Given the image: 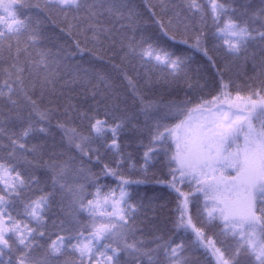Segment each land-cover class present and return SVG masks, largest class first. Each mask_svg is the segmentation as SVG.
<instances>
[{"label":"snow or ice","instance_id":"1","mask_svg":"<svg viewBox=\"0 0 264 264\" xmlns=\"http://www.w3.org/2000/svg\"><path fill=\"white\" fill-rule=\"evenodd\" d=\"M31 6L25 0H0V264H145V258L147 264H192L182 240L154 235L149 244L137 238V215L144 205L132 201L129 189L148 183L174 194V228L191 231L206 264H264V0L258 10L228 0L147 3L163 42L139 28L140 14L126 4L46 0L42 11L53 24L54 15L64 21L62 32L84 36L83 45L75 39V50L46 47L40 21L32 24L21 13ZM105 13L110 24L101 19ZM238 14L259 21V27ZM209 19L213 47L225 58L222 67L206 44ZM167 41L201 52L216 77L201 82L198 69L193 83L187 71L192 58L170 51ZM257 41L258 57L249 54V45ZM85 52L100 61L118 59L113 67L127 81L132 103L143 116V125L134 127L147 133L148 143L143 164L131 166L135 176L122 168L119 134L130 121L126 113L117 114L114 85L97 73L105 88L92 92L93 106L61 102L64 87L90 82L89 70L77 69L62 88L56 87L62 66ZM241 59L245 65L251 61L252 75L245 73L243 80L226 76L230 62ZM157 74L180 90L183 77L188 87L183 98L150 99L147 90L159 82L153 79ZM77 120L86 121L87 129H79ZM53 128L62 132L67 150L44 161ZM101 142L112 163L103 162L100 149L92 147ZM93 155L102 164L99 174L83 166V158L91 161ZM157 160L166 171L150 178ZM39 168L50 175L42 178ZM100 175L112 177L116 186L101 184ZM66 193L71 196L70 226L61 221L50 234L48 214L58 198L63 205Z\"/></svg>","mask_w":264,"mask_h":264},{"label":"trees","instance_id":"2","mask_svg":"<svg viewBox=\"0 0 264 264\" xmlns=\"http://www.w3.org/2000/svg\"><path fill=\"white\" fill-rule=\"evenodd\" d=\"M46 0H25V3L32 5L31 7L21 9L23 17H31V23L35 24L36 21H40V27L45 36L43 44L55 50L59 46H65L72 50H75V39H79L83 45L84 36L79 35L74 36L68 35V33L62 32L60 29L64 27V21L62 18L56 17L53 15V18L56 19V24H53L52 21L48 18L49 13L42 11L43 5ZM89 3L93 0H88ZM105 3H117V4H126L129 8H133L136 12L140 14L139 17V28L146 31L147 33L159 36L163 42V38L159 32L157 25L152 23L151 14L148 12L146 4H159L160 0H104ZM176 3L181 2V0H175ZM206 2V0H203ZM229 3H235L238 5H249L252 10H258L261 6V0H228ZM39 5L40 7H36ZM159 13V8L155 9ZM241 20L248 19V22L252 27H259V21H252L246 16L240 15ZM101 19L105 23H111V20L108 18L107 13ZM59 25V27L57 26ZM198 26V25H197ZM119 28V24L116 25ZM214 26L212 25L211 20L209 19L206 23L205 33H206V44L209 49V53L213 55L217 61V64L221 67L225 64V58L222 54H218L217 50L213 47V33ZM90 36V33H89ZM75 37V38H74ZM167 46L170 51H174L180 54H186L190 56L191 62L187 69L190 80L194 83L197 79V70L199 69V76L201 82L205 79H211L216 77V69L211 67L207 58L201 53L193 49L188 48L185 45L178 44L173 45L171 41H167ZM91 40L88 41V46L91 47ZM261 45L259 42H253L249 45V54L255 52L257 57L260 53ZM113 63H119L118 59ZM113 63H110L108 60L100 61L94 58L90 53L85 52L82 56L77 55L75 57L69 58V62L66 67L62 66L61 68V82L56 84L57 89L62 88L64 80H71L73 78V73L77 69H88L87 81H77L76 83L70 84L67 87H64V96L61 97V102L63 103L66 100H70L73 104L88 109L90 106H93L92 101V92L93 91H103L105 85L103 82L97 79V73L104 76L107 81L114 85V90L119 94V103L121 113H126L129 117L128 125L120 132L119 134V144L121 150L125 157V163L122 165L123 170L127 172H132L135 176L136 173L132 171L131 166L136 165V168L139 169L140 165L143 164V152L145 151V145L148 143V135L144 133L141 135L139 131L136 130L134 125H143V116H140L138 113L137 107L132 103L130 90L127 86V81H125L119 73V70L113 67ZM231 70L226 72V76H231L233 79L243 80L245 73L248 76L252 75L251 61L245 65L243 59L235 61L234 63L230 62ZM129 74L134 77V73L131 69H128ZM80 75L83 76L84 73L81 71ZM154 81L158 80V83H154L151 89L147 90V94L150 99L160 100L161 98H176L177 95L180 98H183L184 92L188 91L187 84L183 82V77H181V89H176L173 86H170L166 81H164L159 74L153 77ZM142 84V81H141ZM95 86V87H94ZM100 116L103 118V109L100 110ZM138 117V118H136ZM75 125L82 130L87 129V122L81 123L79 120L75 122ZM54 138H46V143L44 144V155L43 160L46 161L49 157L55 152L59 154L61 151L67 150L66 141H61L62 132L58 129L53 128ZM111 133H109V136ZM110 144V140H109ZM93 148L100 149V157L105 163H112V155L109 152L108 146L104 145L103 142L100 144L92 145ZM75 153V150L73 149ZM77 155L76 165L79 166L80 159L79 154ZM128 154H131V159H128ZM84 167L89 169L91 173L99 174L102 168V164L98 163L95 155L91 161L88 160V157L83 158ZM43 163V161H41ZM154 167L151 168L149 177L153 174L159 176L161 170L164 168L163 163L159 160L153 161ZM37 174L42 178L49 176L47 169L39 168ZM68 183L73 182V176H68ZM83 182V181H81ZM99 182L101 184L111 185L112 187L116 186L117 181L112 177L99 176ZM90 191L93 189L89 188ZM131 192V198L133 202L140 203L143 202L144 210L139 212L137 215V238L144 239L146 242L151 244L152 237L154 235H164L166 238H171L176 242L181 240L185 243V256L192 262V264H206V256L202 248H198L192 242L195 240V236L189 231L188 234L183 232H177L174 228V194H170L169 189L164 186L157 185L155 183H148L142 185H132L129 189ZM71 196L70 194L65 195L64 203L61 205L59 203V198L57 202L53 204L51 211L47 217L48 231L53 233L58 231L60 228V222H65V227L70 226L71 217L67 213V208L70 203ZM197 219L198 217L195 216ZM56 222V228H53L52 222ZM199 222V221H198ZM53 238H55L53 236ZM47 237L40 240V243H45ZM154 246V245H153ZM43 249H40L37 253L39 255ZM69 251H71L69 249ZM71 258V257H67ZM123 259H128L124 257ZM163 257H161V260ZM243 260L244 258L241 257ZM145 264H147V258H145Z\"/></svg>","mask_w":264,"mask_h":264}]
</instances>
